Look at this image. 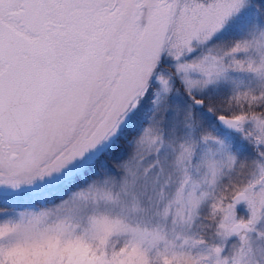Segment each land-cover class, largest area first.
I'll return each mask as SVG.
<instances>
[{"label": "snow or ice", "instance_id": "obj_1", "mask_svg": "<svg viewBox=\"0 0 264 264\" xmlns=\"http://www.w3.org/2000/svg\"><path fill=\"white\" fill-rule=\"evenodd\" d=\"M0 264H264V0H0Z\"/></svg>", "mask_w": 264, "mask_h": 264}]
</instances>
